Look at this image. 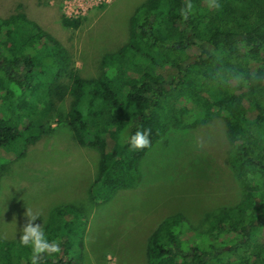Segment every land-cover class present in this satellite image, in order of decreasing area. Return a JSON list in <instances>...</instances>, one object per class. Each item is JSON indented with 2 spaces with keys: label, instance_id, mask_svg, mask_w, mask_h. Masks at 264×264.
Masks as SVG:
<instances>
[{
  "label": "trees",
  "instance_id": "1",
  "mask_svg": "<svg viewBox=\"0 0 264 264\" xmlns=\"http://www.w3.org/2000/svg\"><path fill=\"white\" fill-rule=\"evenodd\" d=\"M191 2L194 14L186 21L179 14L186 0L143 2L129 20L128 42L102 58L93 79L69 69L56 41L23 13L0 18V148L22 157L25 146L50 131L41 122L51 116L55 97L69 93L74 102L65 124L78 145L97 150L91 195L104 202L139 183L138 163L166 124L187 128L223 118L232 144L228 162L247 195L214 216L207 242L191 246L183 238L191 228L180 216L167 217L147 240L146 261L264 264V0H219V10L207 0ZM61 20L72 29L81 24ZM64 77L69 83L58 84ZM143 129L151 130L150 146L131 150L127 138ZM30 130L35 133L25 138ZM86 226L79 209H55L45 232L62 252L46 254L41 264H80L68 249ZM231 236L239 241L226 251ZM0 264H31V249L0 239Z\"/></svg>",
  "mask_w": 264,
  "mask_h": 264
},
{
  "label": "rangeland",
  "instance_id": "2",
  "mask_svg": "<svg viewBox=\"0 0 264 264\" xmlns=\"http://www.w3.org/2000/svg\"><path fill=\"white\" fill-rule=\"evenodd\" d=\"M67 1L0 0V18L23 13L56 41L69 69L85 79L97 78L102 58L128 42L129 20L146 0H110L90 8L79 15L77 29L62 24ZM69 81L64 77L57 82ZM73 102L67 92L62 99L55 97L51 116L41 122L50 131L25 146L22 157L0 148L1 240L20 242L27 209L40 214L34 223L45 229L55 209L71 205L87 216L88 225L81 240L70 241L72 259L93 264L106 256L115 264H147V240L167 217L180 216L181 225L191 228L183 237L191 246L192 240L207 242L204 232L214 216L247 195L245 183L228 162L232 144L226 122L213 118L187 128L166 124L162 137L138 163L139 183L118 191L110 200H93L91 186L97 177L99 154L78 145L65 124ZM34 133L30 130L24 136ZM25 138L17 145L20 152ZM230 240L223 244L226 251L239 238L231 236Z\"/></svg>",
  "mask_w": 264,
  "mask_h": 264
},
{
  "label": "clouds",
  "instance_id": "3",
  "mask_svg": "<svg viewBox=\"0 0 264 264\" xmlns=\"http://www.w3.org/2000/svg\"><path fill=\"white\" fill-rule=\"evenodd\" d=\"M207 2L209 8L219 10L222 7L219 0H207ZM194 8L195 6L191 0H186L185 5L180 9L179 13L182 20H188L194 14ZM150 135V129L135 131L134 134L127 138L130 149L141 151L149 147L151 143ZM24 215L27 219L19 240L24 247L31 249V264H41L46 254H60L62 252L60 244L55 240L50 241L48 239L43 225L34 223L37 219H40V214L27 209Z\"/></svg>",
  "mask_w": 264,
  "mask_h": 264
},
{
  "label": "built area",
  "instance_id": "4",
  "mask_svg": "<svg viewBox=\"0 0 264 264\" xmlns=\"http://www.w3.org/2000/svg\"><path fill=\"white\" fill-rule=\"evenodd\" d=\"M110 0H70L65 3V16L72 19H79L90 8L105 5Z\"/></svg>",
  "mask_w": 264,
  "mask_h": 264
},
{
  "label": "crops",
  "instance_id": "5",
  "mask_svg": "<svg viewBox=\"0 0 264 264\" xmlns=\"http://www.w3.org/2000/svg\"><path fill=\"white\" fill-rule=\"evenodd\" d=\"M86 230H88V225H87ZM109 261L112 262L111 264H115V260H113L112 258L108 259L106 256H101V258L97 261H94L93 264H110Z\"/></svg>",
  "mask_w": 264,
  "mask_h": 264
},
{
  "label": "water",
  "instance_id": "6",
  "mask_svg": "<svg viewBox=\"0 0 264 264\" xmlns=\"http://www.w3.org/2000/svg\"><path fill=\"white\" fill-rule=\"evenodd\" d=\"M194 60H195V58H191V59H190L191 62H194Z\"/></svg>",
  "mask_w": 264,
  "mask_h": 264
}]
</instances>
